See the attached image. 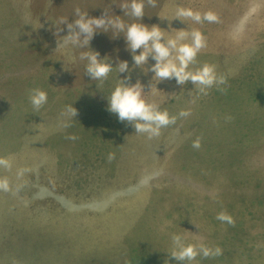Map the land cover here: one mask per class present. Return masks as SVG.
I'll return each instance as SVG.
<instances>
[{"label":"rangeland","instance_id":"1","mask_svg":"<svg viewBox=\"0 0 264 264\" xmlns=\"http://www.w3.org/2000/svg\"><path fill=\"white\" fill-rule=\"evenodd\" d=\"M125 2L0 0V158L11 161L0 167L10 181L0 190V264H178L169 255L173 234L222 249L191 264H264V0H156L141 21L123 13ZM180 7L212 11L218 21L183 22L174 18ZM76 8L158 25L166 38L198 29L207 46L190 69L212 64L226 83L206 95L174 78L151 89L154 73L133 68L123 33L97 32L90 49L113 67L128 61L125 82L139 80L147 100L177 116L149 140L107 110V96L129 74L114 68L92 80L79 58L90 49L63 44L66 25L56 35ZM34 88L48 96L38 112ZM68 105L78 114L63 128ZM221 211L234 223L217 220Z\"/></svg>","mask_w":264,"mask_h":264},{"label":"clouds","instance_id":"2","mask_svg":"<svg viewBox=\"0 0 264 264\" xmlns=\"http://www.w3.org/2000/svg\"><path fill=\"white\" fill-rule=\"evenodd\" d=\"M156 7V0H130L121 4L119 8L135 20L141 21L145 16V6ZM75 19L68 22V19L61 18L57 25L56 35L63 31L61 25H66L68 34L63 36L61 41L63 44H71L81 49H90V42L97 32L114 31L117 35L123 33L126 40L127 49L133 60V68L139 67L145 74L148 71L154 73L150 87L164 81L175 79L177 85L184 86L191 82L200 94H207V90L213 86L226 83L223 76H218L215 66L204 63L200 67L190 69L195 65L198 53L207 46L204 34L198 30L191 31L180 29L176 30L174 38H166L164 31L158 25H147L142 22H133L126 24L120 15H111L109 10L104 9L99 17L89 16L88 12L81 11L80 8L75 9ZM174 18L181 21L192 20L196 23L217 22L218 16L208 11L201 14L191 8L180 7L177 9ZM116 35V36H117ZM188 41V42H185ZM137 50L139 54H137ZM99 52L82 51L79 58L86 60L85 73L92 80H106L113 69H117L118 73H128L123 80L120 79L110 95L107 96L108 108L110 113L116 114L120 122H126L134 127L136 133L146 134L149 140L159 137L161 130L170 125H174L177 121L176 115H170L169 112L161 110L158 103L149 101L145 98L144 85L137 80L135 84L126 83L131 79L132 68L126 60L118 61L117 66L113 67L108 59H100ZM155 61L150 68H145L149 58ZM146 70V71H145ZM223 91V89H220ZM29 100L33 109L39 111L48 100L47 92L39 88L30 91ZM78 112L72 105L66 106L61 116L64 120L61 123L63 128L71 127L70 121L75 119ZM179 117L190 115V110H181ZM227 119H231L228 117ZM70 140L78 139L75 135L66 137ZM201 146L200 138L193 141L192 147L199 149ZM111 162L115 159V153H109L107 157ZM0 167L5 169L11 168V161L8 158H0ZM26 169H21L18 175H23ZM19 185L17 190H19ZM0 190L5 192L10 190V181L7 177L0 178ZM217 220L233 224L232 217L225 211L217 214ZM172 250L169 255L178 262V264H191L197 256L202 255L204 258L215 257L222 254L219 247L210 248L202 242L188 243L186 238L180 234L171 236Z\"/></svg>","mask_w":264,"mask_h":264},{"label":"trees","instance_id":"3","mask_svg":"<svg viewBox=\"0 0 264 264\" xmlns=\"http://www.w3.org/2000/svg\"><path fill=\"white\" fill-rule=\"evenodd\" d=\"M97 43L99 44V43H100V40H99V41H97ZM15 257H17V256H15Z\"/></svg>","mask_w":264,"mask_h":264}]
</instances>
